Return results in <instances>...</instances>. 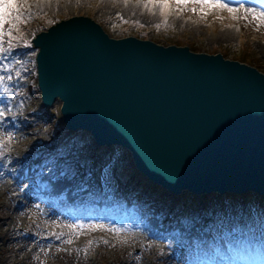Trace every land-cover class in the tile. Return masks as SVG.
Segmentation results:
<instances>
[{
  "label": "water",
  "instance_id": "95a60500",
  "mask_svg": "<svg viewBox=\"0 0 264 264\" xmlns=\"http://www.w3.org/2000/svg\"><path fill=\"white\" fill-rule=\"evenodd\" d=\"M42 105L65 129L131 153L173 196L264 197V73L221 53L135 36L112 38L89 16L32 39Z\"/></svg>",
  "mask_w": 264,
  "mask_h": 264
},
{
  "label": "rangeland",
  "instance_id": "374dc122",
  "mask_svg": "<svg viewBox=\"0 0 264 264\" xmlns=\"http://www.w3.org/2000/svg\"><path fill=\"white\" fill-rule=\"evenodd\" d=\"M29 2L32 19L21 26L20 33H14V35H23L25 40L30 43L38 32L49 28L60 20L74 16H89L100 23L113 38L135 36L143 40L154 39L155 42L165 46H189L198 53L210 55L221 53L226 59L246 63L264 73V55L253 39L241 33L240 36H235L231 40L213 41L212 37L221 32L220 29H216L214 33L211 28L199 27L191 19H185L183 12H170L165 25V17L161 16L159 8L145 9L141 7L139 11L148 17L140 18L125 12L123 0H78L77 2L57 0L54 7L46 9L37 6L33 0H29ZM117 14H120L128 23H122L120 19H117ZM133 22H139L144 26L139 27ZM113 23L117 25L115 28L112 26ZM157 24L160 25L159 29L154 27ZM14 43L17 44V47L10 53L0 54V58L8 57L3 62L9 64L13 74V80L7 82L10 88L9 92L0 94V98L6 100L3 108L8 107L9 109L4 112L3 117H0V120H3L4 117L9 119L6 131L2 136L7 141V137L10 136L8 131L16 133L10 142L5 143L2 149L4 154L0 156V168L11 169L8 173L0 171V176L4 175L6 186H12L14 182L19 181L23 172L17 173L20 176L14 178L19 162H13L11 156L20 159L26 155L28 158L26 166L36 164L35 167L42 171L41 163H39L40 158L43 152H47L46 160L54 159V161L52 167L46 166V172L38 180V184H43L45 181L47 186H43L44 188L55 187L62 175L63 178L73 179L77 187L84 186L91 190L103 188L105 196L113 194L116 186L119 187L118 190H124V187L129 189V200L119 201V204L116 205L119 210L132 204L129 202L130 199L136 201L138 195L143 196L151 203L159 204L160 207L157 206L156 209H158L161 226L163 229L169 230L172 239L170 257L180 256L184 241L181 240L182 236L176 234V230L180 232L185 227L189 232H193V228L201 229L202 232L209 230L222 232L223 229L230 227H233L232 230L237 232L244 227L249 237L254 238L258 244H262L264 238L263 199L259 200L253 194L244 197L212 194L199 198L189 193L178 197L171 196L160 187L148 182L135 169L126 150L117 147L111 150L97 149L93 146L89 134L78 132L76 135H69L62 123L61 103L57 102L51 109H45L42 105L41 93L37 85L35 57L37 51L32 49V43L31 47H25L23 41H14ZM16 72L20 73L18 78L15 76ZM0 74L4 73L0 72ZM24 126H29L27 131L24 129L22 133L19 131L20 134H18V130H22ZM30 132L31 134H29ZM23 133H25L26 139L20 138ZM21 144L24 146L23 150L19 148ZM86 151L95 152V154L91 157L82 155V152ZM61 164H64V168L57 178L54 174ZM106 169L108 170L107 177L105 176ZM86 175L88 177L84 179ZM45 201L47 199L43 198L40 199L42 204L37 202L40 211H31L19 220L15 216H11V220L7 222L0 235V264L5 257L11 254L7 247L10 239L8 232L17 221L19 222V231H22L23 228L28 230L27 226L34 224L33 227L46 225L48 231L53 229V231L63 234L61 239H58L59 244L53 241L54 243H49L45 247L48 251L47 257L51 258L49 264H77L74 257H82L88 252L89 247L86 252L84 249L89 245V242H86V246H83L82 249L80 246L84 245L83 235L89 229L85 228L81 231L69 227L74 224L86 223V219L78 218L72 222L65 218L64 220L54 219L52 223H48L45 218L51 217V220L57 211L51 205L46 206L50 202L46 203ZM167 204H170L171 207L168 208ZM132 209L134 210V208ZM165 221H168L167 225L163 224ZM119 228L124 230L117 233L97 228L90 233L89 237L92 240L108 241V244L101 242L102 244L94 245L93 249L88 252L90 256L99 254L98 264H104L107 259L123 260L124 257L134 253L128 243V238L131 236L125 232L126 228ZM78 231L79 235L76 234ZM48 238H50V233H48ZM68 239H71L72 242L65 243L64 241ZM53 247H55L54 250ZM138 251L135 249V252ZM62 253L71 254L73 257L65 259ZM161 253L163 254V252ZM174 261L178 262L177 258ZM23 264H42V262L35 255L28 253L23 259Z\"/></svg>",
  "mask_w": 264,
  "mask_h": 264
},
{
  "label": "bare ground",
  "instance_id": "6f19581e",
  "mask_svg": "<svg viewBox=\"0 0 264 264\" xmlns=\"http://www.w3.org/2000/svg\"><path fill=\"white\" fill-rule=\"evenodd\" d=\"M63 1L68 2L69 0ZM74 1L77 2L78 0ZM55 2L57 3V0L41 2L36 5L46 9L54 7ZM226 2L233 5L244 3L248 7L259 8L264 6V0H226ZM124 6L127 14L137 15L140 18L148 17L142 11H139L143 6H138L135 0H130ZM233 15L237 18L233 19ZM183 16L185 19H191L199 27L213 29L214 33L216 29H220L221 32L212 37L213 41L231 40L235 36L244 33L246 37L253 39L259 45L264 55V24L258 26L257 22L252 20L251 17L245 20L240 18V13L232 14L226 10H211L204 19H201L199 11L185 10ZM4 102L6 100L0 98V111L3 113L9 110L8 107L3 108ZM8 120V117L0 120V140H6L2 134L6 131ZM28 128L29 126H24L22 130H18V134L22 133L24 129L27 131ZM8 133L10 136L16 134L14 131H8ZM20 138L26 139L27 137L23 133ZM19 148L23 150L24 146L21 144ZM84 154L91 157L95 152H82V155ZM47 157V152H43L39 162L41 163L40 167H42L41 171L40 168L35 167L36 164L26 166L28 160L26 155H23L20 159L11 156L13 162H19L18 171L14 173V178L19 177L20 175L17 173L23 171L20 177L22 180L14 182L12 186H6L4 175L0 176V235L7 222L11 220L12 215L19 220L31 211H40L37 202L44 198L50 202L46 206L51 205L57 211L51 220V217L45 218L48 223H52L54 219L64 220L65 218V220L72 222L82 218L86 219V223L104 226L97 227L98 229L126 228L125 232L131 236L128 238V243L134 253H128L129 255L124 257L123 260L107 259L104 264H264V238L262 244H258L254 238L247 235L244 227L240 231L237 230V232L232 230L233 227L223 229L225 232L214 230L202 232L201 229L198 230L197 228H193V232H189L186 227L180 232L176 230V234L182 236L181 240L184 241L182 243L183 249L179 253L180 256L170 257L172 239L169 230L163 229L161 226L158 209H156L157 206L160 207L159 204L151 203L143 196L138 195L136 201L130 199L129 202L132 204L119 210L116 205L119 204V201L129 200V189L124 187V190H118L119 187L115 185L113 194L105 196L103 188L91 190L84 186L77 187L73 179L63 178L62 175L55 187L44 188L43 186H47L45 181H43V184H38V180L46 172V166L52 167L54 161V159L47 161ZM63 166L64 164L60 165L58 171L54 174L55 177L59 178ZM10 170L0 168V171L4 173L10 172ZM87 177L88 175L84 176V179H87ZM52 182H54V179H52ZM89 182L91 183L90 178ZM250 195L252 194L250 193ZM47 201L45 202L47 203ZM167 207L170 208V204H167ZM167 223L168 221L163 222L164 225H167ZM18 226L19 222L17 221L8 232L10 239L7 247L11 254L3 259L2 264H23V259L28 253L35 255L42 264H49L51 258L47 257L48 251L45 247L49 243H54L53 241L59 244L56 236L52 235V233L59 234V232L53 231V229L48 231L46 225L33 227L34 224H29L27 226L28 230L23 228L22 231L18 230ZM97 228L86 230L82 240L84 245L80 246L81 249L86 246V242L90 241L93 243L88 248V252L93 249L94 245L102 244L100 239L92 240L89 237L92 230ZM48 233H50V238H48ZM132 235L135 236L132 237ZM52 249L54 250L55 247ZM135 249L139 251L135 252ZM88 252L82 257H74L77 264H98L99 254L90 256ZM62 255L65 259L73 257L71 254L62 253ZM175 258L178 262L174 261ZM172 259L173 261H171Z\"/></svg>",
  "mask_w": 264,
  "mask_h": 264
},
{
  "label": "snow or ice",
  "instance_id": "6c2138e0",
  "mask_svg": "<svg viewBox=\"0 0 264 264\" xmlns=\"http://www.w3.org/2000/svg\"><path fill=\"white\" fill-rule=\"evenodd\" d=\"M34 3L40 4L41 2H50V0H33ZM130 0H123V3L127 5ZM136 4L142 5L145 9H156L159 8L161 16L165 17V25L167 24V16L170 12L180 13L185 10L191 12L199 11L201 19H204L208 12L211 10H226L229 13L236 14L240 13V18L248 20L249 17L257 22V25L264 24V6L261 7H248L244 3H239L233 5L226 2V0H135ZM31 4L29 0H0V54L10 53L12 49L17 47L14 41H23L25 47H31V43L25 40L23 35H14V33L21 32V26L30 22L32 19V13L30 11ZM27 10V11H26ZM237 17L233 15V19ZM117 19H120L122 23H128L124 20L120 14H117ZM136 23L137 26L143 27V24L139 22ZM113 28L117 25L113 23ZM157 29L160 25H154ZM7 38V39H6ZM7 56L0 58V91L3 93H8L10 88L7 82L13 80L12 70L8 63H4L7 60ZM18 78L20 76L19 72L15 73ZM4 113L0 111V117H3ZM13 139L12 136L7 137V141L0 140V156L4 153L2 149L5 143L10 142ZM108 170H105V176L107 177ZM69 227L83 230L85 228L95 229L97 227H104L102 225L98 226L95 224H74ZM107 231L121 232L124 229L121 228H107ZM79 235V231L76 233ZM57 239H61L63 234L52 233ZM65 243H71V239L65 240ZM104 244H108L107 240L101 241ZM93 242L90 241L89 245L86 246L84 251H87V247H90ZM127 243V241H124Z\"/></svg>",
  "mask_w": 264,
  "mask_h": 264
},
{
  "label": "trees",
  "instance_id": "16d2710c",
  "mask_svg": "<svg viewBox=\"0 0 264 264\" xmlns=\"http://www.w3.org/2000/svg\"><path fill=\"white\" fill-rule=\"evenodd\" d=\"M154 40V39H153Z\"/></svg>",
  "mask_w": 264,
  "mask_h": 264
}]
</instances>
